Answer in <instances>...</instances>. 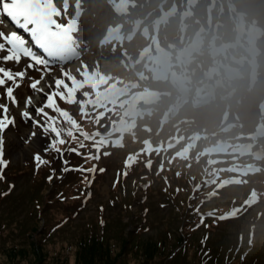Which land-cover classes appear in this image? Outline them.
<instances>
[{"label":"rangeland","instance_id":"rangeland-1","mask_svg":"<svg viewBox=\"0 0 264 264\" xmlns=\"http://www.w3.org/2000/svg\"><path fill=\"white\" fill-rule=\"evenodd\" d=\"M160 1H164L162 8L158 6ZM219 1L54 0L62 12L58 21L70 25V38L77 44H81L78 39L85 34L79 28V13L84 14V28L98 33L104 40V28L113 23L115 13L118 14L121 9L128 12V16L118 18L114 26L124 30L125 18L135 26L140 25L138 33L147 37L150 45L161 49L155 70L159 76L170 75L171 71L176 70L169 54L176 56L181 63L185 61L184 65H188L189 58L197 62L209 59L213 65L212 71L196 75L194 88L198 90L207 82V74H211L222 82V85L214 88L216 96L235 89L236 82L228 81L222 68L227 73L235 69L238 75L245 76L250 60L257 59L259 63L253 62L251 71L261 78L259 86L241 90L239 96L243 98L242 104H234L239 114L250 122L256 118L251 99L264 101V0ZM150 10L153 11L149 13ZM156 17L155 33L152 23ZM91 22L97 24L98 28L94 29ZM0 25L5 32L17 31L3 14H0ZM181 26L182 30L179 29ZM198 36L201 42L196 41ZM87 41H90L89 37ZM133 44L134 41H129L128 49L133 48ZM137 55L135 52V59ZM92 57L94 59L86 61L78 74L70 75L58 67L48 69V79L42 88L49 91L44 95L38 93L42 95V101L35 108L42 107L46 102V94L54 90L55 79L64 78L62 71L70 75L77 87L76 103H66L58 96L54 99L61 110L69 112L77 121L83 132L107 142L101 148L98 160L87 158L97 154L94 141L84 140L79 132L75 134V140L64 136L66 143L60 146L64 151L63 156L52 150L46 151L52 136L46 135L42 127L33 122L44 123L43 117L35 115V108L30 113L32 120L16 115L15 124L0 133L4 141V159L8 161V166L3 170L4 179H0V264H91L88 259L98 254L107 257L100 264H264V200L262 193L259 196L257 187L253 189L255 198L252 199L259 203L255 210L251 209L252 202L244 199L248 197L246 195L250 189L241 186L230 187L216 195L213 198L216 200L201 203L204 196H211L210 192L226 189V185L235 183L236 178L246 177L245 168L253 163L234 158L237 151H243L246 143L254 145L255 153L260 149L258 140L251 138V142H248L236 135L224 137H235L237 140L233 142L237 143L239 139L244 144H214L211 137L217 134V128L221 126L214 112L228 109V103L202 107L201 110L193 108L190 102L182 103L181 113L174 121L175 135L170 134L162 140L161 137L152 138L155 135L153 132L146 133L139 126V115L144 114L145 118L155 123L168 120L164 117L163 101L167 97L164 92L169 89V83L158 82L152 87L159 94L149 100L153 104H160L162 109L147 115L141 107L130 109L127 102L135 91L145 93L147 90H127L125 58H120V63L116 60L117 64L90 53L81 58ZM165 57L170 62L169 66L163 65ZM25 62L31 63L24 58L20 65L0 64L20 70ZM37 67L27 70V76L19 82L14 95L27 93L24 90L29 82L28 72L35 71ZM177 77L181 79L185 75ZM32 90L29 86V93ZM83 91L85 93L82 95ZM2 93L0 89V102L10 106ZM81 105L85 115L81 114ZM245 108L249 109L248 113L243 110ZM45 111L50 116L57 115L51 109ZM261 113L258 111L259 115ZM185 116L194 117L198 125L203 124L202 132L199 128L183 124L181 120ZM58 126L64 129L69 127L64 118H59ZM136 133L139 142L132 147H136L135 154L147 151L150 156L153 155L150 159L155 163L159 159L165 165L168 157H161L160 152L176 142V149L180 148L176 155L189 157L181 158L182 162H189L197 168L166 166L158 171L156 167L150 170L146 165L152 164L146 162L139 166V159L134 162L135 166L126 168L125 160L115 163V152L110 156L104 154L111 149L113 138H121L126 143L127 136L133 138ZM196 133L200 137L194 141ZM243 134L240 132L238 135ZM81 142L84 147L78 148L79 155L67 151L68 148H77ZM229 142L231 144V140ZM125 143L121 145L128 148L129 145ZM116 147L121 148L113 142V149ZM37 154L48 163L37 167L34 160ZM223 158L227 160H219ZM65 160L70 169L95 168L96 171L65 172L62 170ZM227 166L230 167L224 168ZM231 166L234 170H230L233 169ZM241 167L244 168L236 171ZM260 167L264 170V165ZM101 168L103 171H100ZM115 170L117 175L112 181ZM263 174L264 171H261L250 178L264 188ZM212 177L219 179L212 183ZM192 192L194 197L190 201ZM236 205L243 206L238 215L235 213L240 210L233 212ZM213 206L217 211L226 209L221 218H209Z\"/></svg>","mask_w":264,"mask_h":264},{"label":"snow or ice","instance_id":"snow-or-ice-1","mask_svg":"<svg viewBox=\"0 0 264 264\" xmlns=\"http://www.w3.org/2000/svg\"><path fill=\"white\" fill-rule=\"evenodd\" d=\"M0 14H3L14 25L16 30H9L5 32L0 25V62L11 63L20 65L22 59L26 58L31 63H24L20 70H15L13 67H5L0 64V89L3 90V96L9 101L10 104L15 105L17 103L14 91L20 86V81L27 76V70L32 69L35 66H45L47 61L40 56H37L31 47L28 46V39L23 35L27 34V37L31 39L34 45L43 51L48 57L57 58L61 61L68 59L74 54L71 48L70 42V25L64 24L58 21V17L62 16L61 10L57 7L54 0H0ZM40 69L37 68V71ZM48 69H44V73H47ZM62 77L57 78L54 81V90L47 93L46 102L42 107L35 108V115L44 118L43 125H40L39 121L33 120L38 126L42 127L43 132L51 134L52 139L48 142L47 150H52L58 153L60 156L64 155V151L61 149V145H65L66 140L64 136L76 139V133L79 132L84 140H93V147L96 150V155H89L88 159H99L100 150L106 145V141L103 138L96 139L95 135H89L83 132L77 121L65 110H61L55 101V97H59L60 100L66 103H76V91L77 87L73 78L65 72H61ZM68 82H66V80ZM44 79V75H41L40 79L31 80L30 88L34 91H43L38 88L41 81ZM62 89V90H61ZM31 104V99L26 100V105ZM45 109H51L56 116H50ZM81 114L85 115L83 111V105H81ZM21 115L28 120H32L33 117L29 111H23ZM59 118H64V121L69 125L67 129L59 127ZM15 124V118L10 115V108L8 103L0 102V133H3L7 128ZM35 135V133H33ZM4 141L0 136V179H4L3 170L8 166V161L4 159ZM84 147L81 142L77 148H68V152H76L79 155L78 148ZM107 155L108 153H104ZM34 160L37 163V167L43 164H47L48 161L41 158L39 154L34 156ZM135 162V158L129 156L125 161V166L130 167ZM65 167L62 169L67 172L70 170L87 171L93 173L95 168L91 169H70L67 167L68 162L65 160ZM150 167V165H146ZM100 171H103L101 168ZM127 174L126 172L124 173ZM51 180L52 177H49Z\"/></svg>","mask_w":264,"mask_h":264},{"label":"trees","instance_id":"trees-1","mask_svg":"<svg viewBox=\"0 0 264 264\" xmlns=\"http://www.w3.org/2000/svg\"><path fill=\"white\" fill-rule=\"evenodd\" d=\"M78 253V252H77ZM102 256H103V254H98V255H95L93 258H91V259H88L89 261H91V264H94V263H96V264H100V262H101V259H102ZM81 260V259H80Z\"/></svg>","mask_w":264,"mask_h":264},{"label":"bare ground","instance_id":"bare-ground-1","mask_svg":"<svg viewBox=\"0 0 264 264\" xmlns=\"http://www.w3.org/2000/svg\"><path fill=\"white\" fill-rule=\"evenodd\" d=\"M92 59H93V58H92ZM92 59L89 58V60H92ZM188 62H189V61H188ZM65 68H66V67H65ZM77 68H78V66H77V67H76V66L74 67L73 64H71V65L68 66V69H67V70H70V72H75ZM255 74H256V73H255ZM42 85H44L43 82H42ZM37 101H38V100H36V102H37ZM27 107H31V108H32V104L29 105V106H27ZM25 111H26V110H25ZM27 111H28V109H27Z\"/></svg>","mask_w":264,"mask_h":264}]
</instances>
